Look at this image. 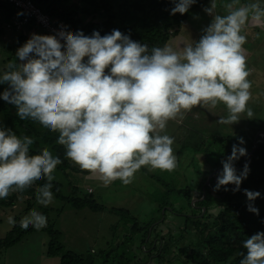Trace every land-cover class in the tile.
I'll return each instance as SVG.
<instances>
[{"label":"clouds","instance_id":"obj_1","mask_svg":"<svg viewBox=\"0 0 264 264\" xmlns=\"http://www.w3.org/2000/svg\"><path fill=\"white\" fill-rule=\"evenodd\" d=\"M196 2L174 0L171 14L183 15ZM215 7L211 0L205 9L213 19L201 38L177 47L149 49L117 29L105 35L62 29L55 38L32 33L15 53L20 63L0 69V85L7 84L0 99L14 105L22 120L59 133L57 143L65 146L66 157L105 185L117 179L127 185L144 166L171 172L177 157L174 138L165 133L169 120L219 103L228 110L219 117L221 124L237 123L242 114L254 116L248 107L252 82L244 28L249 23L264 27V0H230L225 15L214 14ZM34 143L0 124V199L46 179L37 202L45 207L53 202V173L62 161L49 150L32 157ZM244 144L240 137L221 162L214 190L230 184L233 192L241 190L251 169L245 163L238 173L234 162L247 156ZM243 191L250 202L261 196ZM247 208L259 215L253 203ZM9 223L15 226V219ZM46 224L47 217L33 211L20 226L41 229ZM242 246L246 251L238 253L239 264H264V231Z\"/></svg>","mask_w":264,"mask_h":264},{"label":"trees","instance_id":"obj_2","mask_svg":"<svg viewBox=\"0 0 264 264\" xmlns=\"http://www.w3.org/2000/svg\"><path fill=\"white\" fill-rule=\"evenodd\" d=\"M32 1L50 16L63 20L73 28L74 33L82 30L85 35H91L97 30L101 35H105L117 29L130 35L134 41L147 44L151 49L167 44L182 31L191 12L211 0H197L183 15L171 14V9L175 6L174 0ZM0 8L7 17L15 13L14 8L6 2H2ZM6 32L0 30V35ZM27 40V36L19 32V37L12 46V57ZM11 55L7 62H15L11 60ZM6 87L7 84L0 85V92ZM0 124L11 128L19 137H27L35 142L31 150L32 157L42 154L45 150L60 157L62 163L57 166L53 175L63 174L71 189L68 194L63 193L64 184L54 179L52 192L58 200L77 210L88 208L98 212L107 209L115 213L121 209L114 206L107 208L99 202L94 193L84 191L79 185V176L85 177L90 173L66 157L65 146L57 143L59 133L47 131L38 124L22 120L16 114L15 106L2 99ZM188 125L191 126L189 123ZM195 132L197 133L194 129L190 130L187 135H190L191 139L182 140L180 152L187 148L193 152L201 149L209 152V156L212 159L214 157L217 162L218 173H210L207 178L206 171L196 168V163L192 164L195 173L200 174L201 179L197 181L199 188L194 192H191L188 186L175 189L180 193L179 201H175L176 192L171 193L174 188L166 183L161 184L164 189L156 197V201L159 211L164 208L163 212H158L156 217L144 223L131 217L133 222L128 229H125L114 246L102 251L104 255L100 259L91 249L86 254H80L65 248L60 240L61 230L48 219V206H44L42 212L47 217V224L41 229L30 227L24 230L20 226L22 218L14 216L16 224L4 237H0V249L16 245L32 232H44L48 236L45 254L59 256L60 264H239L242 257L238 253L246 251L242 246L243 241L257 232L264 231V119L262 117L250 121L238 133L214 136L207 141L201 138L202 140L193 144L192 134ZM240 137L245 141L243 146L248 154L235 161V167L239 173L244 164L248 163L251 171L247 179L242 181L240 191L233 192L231 189L234 185L231 184L214 190L217 176L222 171L221 162L231 154L233 144L238 143ZM46 182V179H42L26 190L12 192L7 198L0 199V207L14 206L20 197L24 196L27 198L26 210L29 211L37 202L40 187ZM225 187L228 188L227 191L224 190ZM244 189L259 191L261 196L250 202L244 194ZM249 203L259 209V215L248 210Z\"/></svg>","mask_w":264,"mask_h":264},{"label":"rangeland","instance_id":"obj_3","mask_svg":"<svg viewBox=\"0 0 264 264\" xmlns=\"http://www.w3.org/2000/svg\"><path fill=\"white\" fill-rule=\"evenodd\" d=\"M215 2L214 14H227L228 8L226 5L230 3V0H215ZM250 2L251 0H241V4ZM210 7L211 1L192 11L185 21L182 31L172 37L167 45L177 47L184 42L198 41L204 34L203 30L213 19V16L205 11L206 8ZM14 33L12 35L13 39L8 41L0 36V69L5 68L9 63L7 60L12 54V46L17 39ZM32 33H37L45 38H52L50 33L43 31L39 27L34 28V31H30V36ZM30 36L28 34L27 38L29 39ZM250 36L253 45L246 43L244 49L247 57V67L251 73L248 79L252 82L250 89L252 98L248 103V107L254 113L253 118H247L245 117L246 114H242V118L237 123L232 125L221 124L219 123V117H226L228 110L223 103H219L214 108L211 106H196L191 111L186 112L182 118L177 117L174 120H169L165 133L174 138L173 148L177 157V167L169 172L159 169L152 170L150 167L144 166L135 173L131 183L125 185L117 179L106 185V189L103 192L97 191L95 196L98 197L103 194L99 202H102L107 208L113 206L121 208L115 213L107 209L98 212H93L88 208L77 210L71 205L58 200L53 194V202L48 205L50 208L48 219L56 228L61 230L60 240L65 248L80 254H86L92 248L95 251L94 254L100 259L104 255L102 251L110 249L121 238L125 229H128V226L133 222L132 218L135 217L139 222L144 223L150 221L152 217H156L158 212H163L164 208L159 211L158 201L156 202L155 199L162 193L161 190L164 189L161 188V184L166 183L171 188H174L171 193L174 194L173 191H175L177 196L175 201L176 199L179 201L180 193L176 190L184 188L186 185H191L193 178L196 177L191 172L192 163L193 165L196 163V168L201 169L205 158H208V155L205 156L206 153L203 152V149L198 153L188 148L180 152L182 140L185 138L191 139L190 135H187L190 130L194 129L197 131V133L192 134L194 144L196 143L195 141L202 140L201 138L209 137L207 132L213 134V132L222 131L223 135H226V133L235 134L240 129H244L250 121L253 122L257 118L262 117L264 119V42L261 41L264 37V29L257 27L254 31H251ZM11 60L20 63L16 55ZM211 160H214V157ZM80 176L79 185L82 187L86 184L95 183L88 180V176ZM54 177L64 184L62 191L68 194L71 187L68 185L65 176L57 173ZM74 179L76 180V177ZM90 179H92L91 174ZM84 191L86 190L84 189ZM26 200L27 198L23 196L20 197L14 206L0 207V237H4L12 228L9 220L13 219L14 216L21 217L23 220L29 217L33 211L43 212L44 206L38 202L27 211ZM47 241L48 236L46 233L32 232L16 245L0 249V264H60L61 259L59 256H48L45 254Z\"/></svg>","mask_w":264,"mask_h":264},{"label":"built area","instance_id":"obj_4","mask_svg":"<svg viewBox=\"0 0 264 264\" xmlns=\"http://www.w3.org/2000/svg\"><path fill=\"white\" fill-rule=\"evenodd\" d=\"M2 2L10 4L15 13L7 17L4 15V10L0 8V30L26 34L32 25L50 33L52 38L57 37L62 29H70L69 34L74 33L73 28L69 27L63 20L50 16L32 0H0V5ZM18 13L20 14L18 15ZM61 43L63 44V42ZM88 191H91V188Z\"/></svg>","mask_w":264,"mask_h":264},{"label":"crops","instance_id":"obj_5","mask_svg":"<svg viewBox=\"0 0 264 264\" xmlns=\"http://www.w3.org/2000/svg\"><path fill=\"white\" fill-rule=\"evenodd\" d=\"M257 27H260V26H254V25H252L251 23H249L248 25H246V27L244 28V34L246 35V37H247V40H246V43H250L251 45H253V41H252V39H251V36H250V33H251V31H254L255 30V28H257ZM34 28H36V26H30L29 27V30H28V33H22V34H24V35H28L29 34V36H30V31H34ZM263 29H264V27H262ZM13 33L14 32H6V33H4L3 35H0V36H2V38L3 39H5V40H10V39H13V37H12V35H13ZM14 34H16V36H17V38L19 37V34L18 33H14ZM16 39V38H15ZM262 42H264V37H263V39L261 40ZM261 42V43H262ZM245 43V44H246ZM264 46V45H263ZM202 134V133H201ZM207 135H209V137H205V140L207 141L209 138H211V137H214V136H222L223 135V133H222V131H218V132H213V134H209L208 132H207ZM198 152H200V151H197V152H195V153H198ZM204 153H206L205 151H203ZM202 152V153H203ZM206 155H208V158L206 159L205 158V161H204V164H203V167L200 169V170H203V172H205L206 171V173H205V175L207 176V175H209L210 173L211 174H213L214 172H217L218 173V169L219 168H217V162H215L214 160H211V158H210V156H209V153L207 152L206 154H205V156ZM193 164V163H192ZM194 169L195 168H193L192 167V165H191V172L194 174V175H196V177H192L191 176V178H193V183L191 184V185H188V188H189V190L191 191V192H194V191H196L198 188H199V184H197L198 182L197 181H199L201 178H200V174L198 175V174H196L195 173V171H194ZM87 177V176H86ZM207 178H209V176H207ZM88 180H91V181H94L95 183L94 184H86L84 187H83V189H85V190H87L88 191V189L89 188H91V193H94L95 195H96V192L98 191V192H103L105 189H106V185L102 182V181H100L98 178H96V177H94V176H92V179H90V174L88 175ZM114 182V181H113ZM206 182H208V180L206 181ZM207 184V183H206ZM108 185V184H107ZM187 186V185H186ZM194 186H196L195 188H194ZM102 196H103V194H101V195H99L98 196V198L99 199H102ZM97 197V196H96ZM156 199V198H155ZM106 202H108V201H106ZM157 202V201H156ZM114 207H116V206H114ZM111 208V207H110ZM118 208V207H117ZM69 249V248H68ZM71 250V249H70ZM91 250H94V249H92L91 248ZM145 264H152L151 262H148V263H145Z\"/></svg>","mask_w":264,"mask_h":264}]
</instances>
